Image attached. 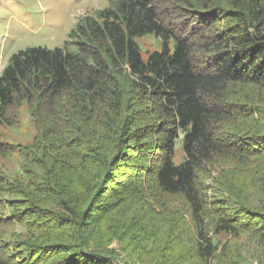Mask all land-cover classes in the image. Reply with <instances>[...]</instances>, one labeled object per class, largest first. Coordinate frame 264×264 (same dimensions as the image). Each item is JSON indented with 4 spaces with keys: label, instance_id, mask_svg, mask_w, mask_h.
Returning a JSON list of instances; mask_svg holds the SVG:
<instances>
[{
    "label": "trees",
    "instance_id": "1",
    "mask_svg": "<svg viewBox=\"0 0 264 264\" xmlns=\"http://www.w3.org/2000/svg\"><path fill=\"white\" fill-rule=\"evenodd\" d=\"M148 35L161 49L145 61ZM69 36L14 53L0 72V127L27 102L34 150L18 151L42 173L25 185L0 166V264H116L102 224L139 182L188 209L194 232L171 240L177 259L186 245L200 264L216 259L212 232L264 243V212L243 207L232 182L230 199H212L206 181L264 158V0H117ZM15 151L0 142V157ZM157 219L134 221L132 240H157ZM15 228L31 233L8 240Z\"/></svg>",
    "mask_w": 264,
    "mask_h": 264
},
{
    "label": "rangeland",
    "instance_id": "2",
    "mask_svg": "<svg viewBox=\"0 0 264 264\" xmlns=\"http://www.w3.org/2000/svg\"><path fill=\"white\" fill-rule=\"evenodd\" d=\"M115 1L117 0H0V72L8 64L10 57L20 50L35 46L61 48L66 41L74 42L69 35L81 20L87 16H95L98 11L110 7ZM138 42L145 61L149 53L161 49L160 42L152 35L140 38ZM13 111H17L15 125L0 127V142L14 145L16 151L12 156L0 157V166L12 181L19 179L25 185L37 183L42 173L35 167H29L27 160L18 151L34 150L32 146L35 144L36 128L27 102ZM183 161V144L182 139H179L175 147L174 162L180 164ZM246 171L244 168L229 167L220 170L219 174L213 173L206 180L211 187L210 195L214 200L230 199L225 187L232 182L234 192L243 207L264 212V158L253 161ZM130 191L136 197L120 203L113 220L102 224L103 227L106 225V234L111 235V242L104 253L112 257L116 264H200L191 258L189 245L182 252V258L177 259L178 243L171 241L181 230L188 236H185L187 240H191L190 236L194 232L184 203L176 197L158 193L151 184L144 182L136 185V191L132 187ZM150 213L159 219L151 220L153 223L149 227L157 240L150 243L132 240V237L137 238L141 234L131 225L137 220H147ZM30 233L15 228L9 231L6 238L23 242ZM211 236L219 244V254L208 264H264V243L257 238L250 235L234 238L225 232H212Z\"/></svg>",
    "mask_w": 264,
    "mask_h": 264
}]
</instances>
